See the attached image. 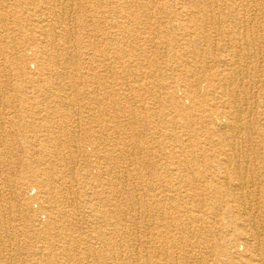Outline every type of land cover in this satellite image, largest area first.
<instances>
[{
	"label": "rangeland",
	"instance_id": "rangeland-1",
	"mask_svg": "<svg viewBox=\"0 0 264 264\" xmlns=\"http://www.w3.org/2000/svg\"><path fill=\"white\" fill-rule=\"evenodd\" d=\"M57 1L0 0V203L3 206V211L0 210L2 214L0 215V264H34L35 262L33 253L28 252L38 251L43 244L34 237L37 232L32 224L37 221L31 220V214L35 216V220L40 219L42 222L47 220V215L41 210L44 199L38 188L39 183L34 169L37 170L39 164L45 166L50 160H53L58 172L63 171L66 174L65 179L69 180L71 177L77 179V182L73 183L72 197L65 202V205L62 204L67 209L70 207L75 209L64 218L63 223L71 227V230L64 232L70 235L82 233L87 237H97L98 232L104 230L109 236V232L118 228L110 230L114 225L109 226L100 211L114 212L119 209L124 214L122 216L129 219L124 229L130 231L129 247L133 252L142 251L143 241L154 243L152 226L141 223L144 217L139 214L138 207H129L122 192L110 193L111 186L108 185V179L117 180L118 173L131 168L137 155L135 144H132V147V145L128 146V142H123L124 144L113 147L110 138L114 127L116 128L118 122L124 127L125 120L115 118L116 114L111 111V105L117 107L122 105L124 110L135 112V118L140 121L141 126H133L129 133L130 135L138 133L140 139L145 142L143 149L146 154L145 160L155 161L157 167L171 161L175 163L171 165L172 170L169 174L165 173L158 178L153 172L144 170L143 180L150 182L148 186L151 188L144 185L137 188H140L141 192L144 191L147 197L155 193L163 196L169 191H161V189L169 186L170 183L176 185L177 181L180 182L188 173H192L182 169L177 170L176 160L185 158L186 162L204 163L201 156H192L191 152L167 157V153L172 152L173 149L181 151L185 145L179 144L178 141L175 143V137L171 135L175 133L179 137L184 131V124L183 118L174 114V101L166 96L165 92L167 87L173 85L177 96L189 105V100L185 99L188 88L186 80L193 79L191 76L195 74L210 73L222 68L219 60L224 58V52L220 51L222 49L218 44L220 36L216 35L212 25H206L205 28L211 31L210 38L200 35L189 37L182 26L176 31L170 29L172 21L182 23L181 21L185 20V12H182L178 18H173L168 12V7L174 9L182 0H149L159 6L150 8L148 12L138 11V7L141 6H137L136 3L140 4L142 0H59V3ZM149 1L144 0V2ZM131 2L135 4L133 7L129 5ZM228 7L235 15H240V12L247 14L254 12L251 6L246 7L244 11L240 6V0L229 3ZM260 7L263 8V5L261 4ZM179 8L180 6L177 7ZM51 27L58 31L56 39L51 40L50 36L44 38L46 35H43L44 40L47 41L41 43L43 46L36 44L29 46L30 40L34 41L33 34L40 39L42 32L47 34L51 31ZM160 27L168 31L167 34L158 32L157 29ZM25 40L27 41L24 42ZM52 42L56 45L55 48L65 44V54L60 56L57 64L50 58L43 60L44 66L55 67L39 71L35 54L41 49L43 51L44 47L51 55L55 49L46 47ZM189 50L196 51L198 57L196 64L188 68L183 64H186ZM214 50H216L214 55L209 53ZM177 55L184 56L183 60H177L175 58ZM21 59L25 61L24 66L28 67L30 73L46 74V82L49 83L47 85L43 83L42 86L45 85L48 93H42L43 88L41 89L36 81L25 78L21 72L23 68L18 64V60ZM148 70L151 75L147 74ZM254 91L257 96H254L252 102L256 101L259 107L261 104L264 105V81L257 84ZM50 95L62 97L50 101L48 99ZM49 102L60 106V109L55 111L47 108ZM259 123L264 128L263 114L259 117ZM258 129L261 130L260 127ZM51 139H57L58 144ZM61 143L64 148H60ZM45 146H58L59 149L44 150ZM108 152L118 157L117 166L104 161L103 156ZM209 152L220 157L222 155L218 154L219 150L214 147ZM217 158L216 156L215 159ZM36 159L37 165L34 163ZM218 162L214 163V168L217 167ZM155 171L160 172L157 168ZM140 174L132 173L129 180L122 179L135 186L134 183L139 180ZM21 177L25 178L23 187L17 186V180ZM65 179H60V186L58 185L57 188L67 182ZM118 181L117 185L121 183L120 180ZM189 187L183 182L173 188L176 189L175 191H171L178 198L179 204H186L182 215L189 214L190 210L199 213L195 211L198 208L194 206L196 201L201 199L214 203L208 209L201 208L203 210L201 213L207 212L209 215L212 207H215L219 215L217 222L211 218L204 224L207 234L200 240L202 244L199 248L188 254L189 264H218L219 259H222V263L219 264H225L235 249L233 243L238 230L233 227L231 221L235 219L236 212L227 210L225 202L218 203L215 194L202 190H199V194L194 197L195 201L189 198L185 202L182 198L184 194L189 195ZM17 191H22V197L16 194ZM190 194L193 192L191 191ZM23 201L31 208L30 213L19 211V205ZM102 202L106 205L99 208ZM156 216L162 217L163 213L158 212ZM188 227L193 231L199 228L195 224ZM116 237V243H121L117 232ZM97 239H93L94 248L101 249L102 243ZM61 240L65 241V239ZM62 244V242L56 243L57 250L64 248ZM123 246L118 247L123 248ZM80 247L81 249L76 248L74 251L76 261L71 260L69 264H90L84 260L88 252L85 250L87 246L83 243ZM236 247L240 251L245 248L240 242H237ZM142 254H146V251ZM157 259L162 264H168L161 254Z\"/></svg>",
	"mask_w": 264,
	"mask_h": 264
},
{
	"label": "bare ground",
	"instance_id": "bare-ground-1",
	"mask_svg": "<svg viewBox=\"0 0 264 264\" xmlns=\"http://www.w3.org/2000/svg\"><path fill=\"white\" fill-rule=\"evenodd\" d=\"M234 1L236 0H182L181 3L177 4V7L180 6L179 9L184 7L182 10L177 9V7L174 9L168 7V12L173 18H178L182 12H185L186 16L185 20L182 18L184 20L181 21L182 23H174L172 21L170 29L176 31L179 29L178 27L182 26L189 37L200 35V37L208 38L209 36L210 38L209 32L211 31L205 28L206 25L211 24L216 35L220 36L218 42L222 46L220 51L226 54H223L224 58L219 60L222 68L214 72L211 71L210 73L195 74L191 76L193 79L186 80L187 82L185 83L188 88L185 93V99L189 100V105H187L185 100L177 96L173 85L167 87L165 95L173 99V112L175 115L183 118L182 123L184 124V131L179 137L175 133L171 135L175 137V143L178 141L179 144L185 145V148L181 149V151H175L176 149H173L172 152L167 153V157H174L178 153L185 154L186 152H191L192 156H201L204 163H199L198 161L186 162L185 158L176 160L177 170L182 169L187 173H192H188L185 179L180 182L177 181L176 185L170 183L169 186L161 189V191H169L163 194L164 197L156 193L147 197L143 189V192H141L139 191L140 188L137 187L143 185L148 186L150 184V182L143 180L145 176L144 170L153 172L158 178L162 177L165 173L169 174L172 170L171 165H175V163L171 161L157 167L155 161L145 160L144 155L146 154L143 151L145 142L140 139L141 136L138 133H132V135L129 133L133 126L140 125V121L135 118V112L132 110H124V106L122 105L118 107L111 105L110 107L111 111L116 114L115 118L117 120H125V123L123 122L124 127L122 123L118 124L119 122L117 123L118 125L116 124V128L114 127L112 137L110 138L112 139L113 147L116 148L117 145L128 142V146L135 144L137 149L136 159L132 167L125 169L123 172L118 171L117 180L108 179V185L111 186L110 193L118 194L122 192L129 207H138L139 214L144 217L141 219V223L152 226L151 230L155 235L154 243L143 241L141 242L142 251L138 253L133 252L129 247L131 245V238H128L131 236L130 231L124 229L128 225L129 219L122 216L124 214L119 209L114 212L108 210L105 212L100 211L107 224L109 226L114 225L111 229L109 228L110 230L118 228L109 232V236L104 230L98 232L97 237L102 243L100 245L101 249L94 248L95 242L93 239H97V237H87L82 233L70 235L64 232L71 230V227H67L63 223L65 222L64 218L71 211L73 212L75 210L73 207H70V202L69 209L64 205L72 197L71 195L74 192L73 183L77 182V179L74 177L69 178V180L65 179L66 174L63 171L58 172L59 170L55 167V163L53 160H50L45 166L39 164V168L37 170L34 169L39 183L38 188L44 199L42 208H38H41L44 215H47V220L42 222L40 219L35 220V216L31 214V220L37 221L32 224L37 232L34 237L43 244L38 251L32 250L28 252L33 253L35 256L34 264L49 262L52 264L55 262L69 264L71 260L76 261V257L74 256L76 253L74 251L76 248L81 249L80 246L83 243L87 246L85 250H88L84 260L90 262V264H162L157 259L160 254L166 258L168 264H189L190 256L188 254L199 248V245L202 244L200 240L207 234L204 224L211 218L217 222V216L219 215L215 211V207H212L214 210L210 208L212 211L209 215L207 212L201 213L203 211L201 208L208 209L209 206H213L214 204L210 200L203 199L196 201V205L194 206L198 208V211H195L199 213H194L190 210L189 214L182 215L186 204H179L177 201L178 198L171 191H175L176 189L173 188L183 182L190 186L189 195L184 194L182 198L185 202L189 198L195 201L194 197L199 194V190H202L215 194L218 203L225 202L227 210L236 212L235 219L231 221L233 227L238 230V234L234 238L235 241L233 243L235 249L233 255L227 259L225 264H264V128L262 125H259V117L261 114L264 115V105L261 104L259 107L256 101L255 103L252 102L254 96H257L254 88L257 84L264 81V0H240V6L244 11L249 6L254 10L251 14L240 12V15L233 14V11L228 7L229 3L231 4ZM261 4L263 8L260 7ZM129 5L133 7L135 4L131 2ZM136 5L141 6L138 7V11L141 10L143 12H148L150 8H157V5L159 6V4L154 5L151 1L144 2V0L140 4L137 2ZM222 8H224V12H222ZM50 30L47 34L42 32L43 34L42 36L40 35V39L33 34L34 41L33 39L30 40L29 46H34L35 44L39 46L41 43L47 42L44 38H48L49 36L51 40L56 39V33L58 31L54 27H51ZM157 30L164 35L168 32L161 27ZM43 35L46 36L43 38ZM67 40L69 41V39ZM55 46L54 42H52L46 47L51 50L55 49L51 52V55L46 52L44 47L43 51L41 49L40 52H36L35 58H37L36 62H38L39 71L48 70L49 67H55L53 65L44 66L45 59H53L55 64H57L60 56L65 54V44L58 48H55ZM215 52L216 50L209 53L214 55ZM197 57L196 51L189 50L187 60L185 61L186 64L183 65L188 68L193 66L197 62ZM175 58L177 60H183L184 56L177 55ZM70 60L73 59L70 58ZM24 63V60H18V64L23 68L21 72L25 78L36 81L38 83L37 85L41 89L43 88L41 92L44 94L48 93L45 90V85L49 83L46 82V74L39 72L30 73L28 67L24 66ZM202 71L204 70L202 69ZM147 74H149V70ZM43 83H45L44 86H42ZM58 97L61 98L62 96L58 95ZM58 97L50 95L48 99L52 101L51 99L54 98L55 100ZM47 108L57 111L58 108L60 109V106L49 102ZM257 127H260L261 130ZM123 133L126 134L124 135ZM184 136L187 137L184 138ZM52 142L57 143V139H53ZM60 146V148L63 147L62 143ZM210 146L214 147L217 151L219 150L218 154H222L221 157L220 155L210 153L209 150L212 149ZM56 147L58 146H45L44 150L51 148L59 149V147ZM261 150L262 152H260ZM216 156L218 157L217 159H215ZM103 159L108 164L114 163L115 166L119 162L118 157L110 152L106 153ZM217 161H219L217 167L214 168V163ZM36 162L37 159L34 161L35 165H37ZM155 167L160 172L155 171ZM108 170L110 171V169ZM132 173H136L137 175L141 173V176L138 177L139 180L134 183L135 186H132V183H127L125 179H122L127 178L129 180ZM57 175L58 178H56ZM214 177L217 179H213ZM61 178L67 180V182H64L62 187L57 188L58 185L60 186ZM118 180L121 181L119 185H117ZM201 183L203 185H199ZM19 185L21 187L25 185V178L21 177L17 180V186ZM145 189L147 190L148 188ZM191 191L193 194H190ZM96 193L97 191H95ZM16 194L19 197L23 195L22 191H17ZM105 205L106 203L102 202L99 208ZM118 207L120 208V204ZM2 208L3 206L0 203V210L3 211ZM19 211L30 213L32 210L23 201L19 205ZM158 212L163 213V216L157 217L156 214ZM193 224L199 227L195 231L188 227ZM116 232L121 239V243H116ZM61 239H65V241ZM57 242H62L64 248L57 250L55 246ZM237 242L244 245L245 248L243 251H240L236 247ZM96 243L99 244V242ZM77 245L80 246L77 247ZM121 245H124L123 248L118 247ZM144 251H146V254H142ZM135 254L138 255L134 256ZM219 262L222 263V259H219Z\"/></svg>",
	"mask_w": 264,
	"mask_h": 264
}]
</instances>
